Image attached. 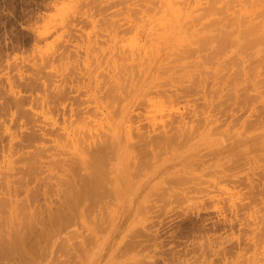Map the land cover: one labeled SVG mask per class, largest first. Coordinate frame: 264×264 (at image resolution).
Here are the masks:
<instances>
[{
	"label": "rangeland",
	"instance_id": "rangeland-1",
	"mask_svg": "<svg viewBox=\"0 0 264 264\" xmlns=\"http://www.w3.org/2000/svg\"><path fill=\"white\" fill-rule=\"evenodd\" d=\"M263 30L264 0H0V222L20 219L0 264H264ZM64 119L128 172L118 192L101 172L94 199L66 188L80 212L58 186L80 158Z\"/></svg>",
	"mask_w": 264,
	"mask_h": 264
},
{
	"label": "bare ground",
	"instance_id": "bare-ground-1",
	"mask_svg": "<svg viewBox=\"0 0 264 264\" xmlns=\"http://www.w3.org/2000/svg\"><path fill=\"white\" fill-rule=\"evenodd\" d=\"M249 30V29H248ZM264 31V30H263ZM247 32H249V31H246V33ZM248 35V34H247ZM223 36H226L227 37V34H225L224 35V33H223ZM262 36H264V34L262 35ZM225 39V38H224ZM228 39V38H227ZM262 39H263V37H262ZM220 40H223L222 38L220 39ZM264 41V40H263ZM249 42V41H248ZM251 42H249V44H250ZM161 51V50H160ZM159 51V52H160ZM162 52V51H161ZM157 53H158V51H157ZM163 53V52H162ZM132 55V54H131ZM162 55V54H161ZM160 56V55H159ZM158 56V57H159ZM154 58V57H153ZM152 63H154V62H152ZM156 63V62H155ZM150 65H151V62H150ZM99 66V65H98ZM97 66V67H98ZM154 66V65H153ZM152 66V67H153ZM68 67V66H67ZM154 68V67H153ZM144 69H146V67L144 68ZM148 69H149V67H148ZM148 69H147V71H148ZM151 70V69H150ZM146 71V70H145ZM153 71V70H152ZM72 72V71H71ZM150 73V72H149ZM154 73V72H153ZM149 75V74H148ZM151 76V75H150ZM150 78V77H149ZM146 80V79H145ZM144 80V81H145ZM149 81V80H148ZM149 83H150V81H149ZM149 85V84H148ZM148 85H146V86H148ZM154 85V84H153ZM89 86V85H88ZM142 86V85H141ZM145 86V88H147ZM149 88L151 87V85H149L148 86ZM153 87V86H152ZM144 88V89H145ZM148 89V88H147ZM112 91V90H111ZM140 91V90H139ZM142 92H144L143 94L144 95H146V90L145 91H142ZM105 93H106V90H105ZM114 94V93H113ZM95 96V95H94ZM111 96V95H110ZM108 97H109V95H108ZM113 100V99H112ZM122 111V110H121ZM122 113V112H121ZM76 114H78V111H74L71 107H70V115L69 116H71V115H74V118H75V116H76ZM208 117V116H207ZM207 117H206V119H207ZM73 120V119H72ZM73 122V121H72ZM71 122V119L70 120H68V122H66L65 121V119L63 120V123H62V129H63V135L64 136H60L58 139H61V138H65L66 140H69L70 141V143L72 144V145H74V147L73 148H75L74 150H78L79 151V154H80V158L79 157H76V156H74V154H76V151L74 152H72V157L71 156H69V157H66V158H64L62 161H64V164L62 165V167L59 169V173L60 174H58V176H57V178H62V179H64L63 180V182H61V185H58L59 186V188L60 187H63L64 189H63V191L67 188L69 191L71 190V192H72V194H76V196L80 193V192H86V191H88V192H86V194H89V192L91 193H94V194H96V193H99L98 191H95V188L98 190L99 189V185L100 184H98L100 181H101V178H102V176H101V172H104V170L105 169H102L101 167H102V165L103 166H105V164L107 163H105V161L106 160H104V157L106 156H103L104 155V153H103V148H104V145H103V142L102 141H100V140H98V136H96V135H93L92 133H90L89 131H90V129H89V133L87 132V133H85V132H83V130L84 129H78V130H80V131H77V129L75 130V127L73 126V129L71 128V126H72V123ZM121 122V121H120ZM122 123V122H121ZM116 124V123H115ZM165 124V123H164ZM71 125V126H70ZM115 126H118V125H115ZM165 127V126H164ZM116 128V127H115ZM138 128V127H137ZM183 128H185L184 126H183ZM182 127L180 128V129H182V131H186L185 129H183ZM165 129V128H164ZM115 131H116V129H114ZM153 130V129H152ZM178 131L177 132H172V133H170V135H169V133H166L165 132V130H164V132L167 134H164L162 137V139L159 137V136H161L160 134H162V133H159V136H157L158 134V132L154 135V136H156V137H158L159 139H154V138H152L151 137V135L150 134H148V133H146V134H144V133H142L141 131L140 132H136L137 133V135H138V137H139V139H138V137L136 138V139H138V140H136L137 142L136 143H138V141H142V143L141 144H138V146L140 145H142L140 148H142L144 145L145 146H149L150 147V151L152 152V154H154L155 153V151L153 152V150H154V148L155 147H157V146H159V145H161V144H166V143H169V141L171 142V141H173L175 138H178L179 137V135H183L184 134V132H180V130L179 129H177ZM82 131V132H81ZM85 131V130H84ZM161 131V130H160ZM162 132V131H161ZM169 132V131H168ZM171 132V131H170ZM179 133V134H178ZM121 134H119V136H120ZM119 136H118V139H119ZM127 137H128V135H126ZM178 136V137H177ZM115 137H116V135H115ZM126 138V137H125ZM118 139L116 138L114 141L116 142V140H117V142L115 143V145H116V147H115V149H116V153L118 152V154L119 153H121V152H119L120 151V149H122V145L124 146V144H121L119 141H118ZM122 139V138H121ZM127 139H129V138H127ZM57 140V139H56ZM177 139H175L174 141H176ZM178 140H180V139H178ZM177 140V141H178ZM125 140H123V141H121V142H124ZM127 141H129V140H127ZM130 142V141H129ZM132 142V141H131ZM112 143V142H111ZM128 143V142H127ZM126 143V144H127ZM140 143V142H139ZM113 145H114V143H112ZM111 144V145H112ZM132 144H134V143H132ZM80 145H81V147L82 148H84V147H86L87 148V150L90 152V153H92V155H93V157H94V160H89V158L86 156V154H84V155H82V153H80V150L82 151V149H81V147H80ZM114 145V146H115ZM128 145V144H127ZM113 146V147H114ZM134 146H136L135 144H134ZM137 146V147H138ZM144 146V147H145ZM163 146V145H162ZM125 147H127V146H125ZM105 148H106V146H105ZM112 148V147H111ZM133 148V147H132ZM146 148V147H145ZM144 148V149H145ZM125 149V148H124ZM124 149H123V151H124ZM143 149V148H142ZM158 150H160V149H158ZM192 150H193V148H192ZM126 151V150H125ZM135 151H137V150H135ZM114 153V152H113ZM126 153V152H125ZM125 153H121V156H122V158L124 157V155L123 154H125ZM158 153V152H157ZM79 154H77V155H79ZM143 154V153H142ZM159 154V153H158ZM158 154H157V156H158ZM190 154V153H189ZM120 155V154H119ZM144 155V158H145V154H143ZM114 156H118V155H115L114 154ZM126 156H128V154L126 155ZM184 156V155H183ZM134 157V156H133ZM106 158V157H105ZM120 158V157H119ZM118 158V159H119ZM138 158V157H137ZM136 158V159H137ZM139 158H141V157H139ZM67 159V160H66ZM117 159V158H116ZM179 159V158H178ZM183 159V158H182ZM128 160V159H127ZM138 160V159H137ZM140 160V159H139ZM116 161V160H115ZM119 161V160H118ZM185 161V160H184ZM122 162V161H121ZM129 163V162H128ZM110 164V163H109ZM121 165H123V164H119L118 162L115 164H111V166L108 168V171L106 172V170H105V172L106 173H114L113 174V176L110 178V180L113 178V181H114V184H112V186H111V189L113 190V191H115V192H118V190H121L120 188V180H123L124 178H123V175H124V173H123V169H125V168H122L121 167ZM126 165H128V164H126ZM126 165H124L125 167H126ZM123 166V167H124ZM162 166V165H161ZM181 166H182V164H181ZM120 167L122 168V169H120ZM163 168V167H162ZM180 168V167H179ZM177 169V168H176ZM120 170H123V171H120ZM126 170V169H125ZM129 170V169H128ZM150 170H151V168H150ZM165 170V172L167 171L166 169H164ZM82 171V172H81ZM120 171V172H119ZM81 172V173H80ZM124 172H126V171H124ZM163 172V169H157L156 171H154V173L152 174V175H148L147 177H146V179L148 180V179H150L151 177H154L155 175H158V174H160V173H162ZM168 172H169V170H168ZM127 174H128V172H126ZM125 173V174H126ZM163 175V174H162ZM35 176V175H34ZM56 175L54 174V177H55ZM61 176V177H60ZM84 177H85V179H84ZM145 177V176H144ZM86 178L88 179V180H86ZM83 179H84V181H87V182H84L83 181ZM98 179H100V180H98ZM59 180H61V179H59ZM125 180L127 181V178H125ZM151 180V179H150ZM149 180V181H150ZM39 181V180H38ZM112 181V180H111ZM60 182V181H59ZM145 182V181H144ZM149 183V182H148ZM147 183V184H148ZM142 184V183H141ZM150 184V183H149ZM104 185V184H103ZM103 185H102V188H104L103 187ZM105 185H107V184H105ZM108 186V185H107ZM146 186H148V185H146ZM55 187H57V186H55ZM144 188V187H143ZM105 189H107V188H105ZM108 189H109V187H108ZM129 189V188H128ZM55 190H57V189H55ZM59 190V189H58ZM100 190V189H99ZM125 190H126V188H125ZM66 191V190H65ZM68 191V192H69ZM109 191L111 192V190L109 189ZM152 191V190H151ZM67 192V191H66ZM67 192V193H68ZM124 192V191H123ZM140 192V191H139ZM65 193V192H64ZM66 193V194H67ZM90 194V196L91 197H93L94 195L93 194ZM69 194H70V192H69ZM68 194V195H69ZM72 194H70V195H72ZM81 194V193H80ZM141 194V193H140ZM82 195H83V193H82ZM85 195V194H84ZM93 195V196H92ZM99 194H97V195H95V196H98ZM125 195V194H124ZM72 196H74V195H72ZM80 196V195H79ZM88 196V195H87ZM126 196V195H125ZM66 197H68L67 195H66ZM82 197V196H81ZM80 197V198H81ZM86 197V196H85ZM70 198H71V196H70ZM77 198H79V197H77ZM77 198L74 196V197H72L71 199H69L70 200V203L68 204L67 202H64V204L65 203H67V204H65V205H68V207L69 208H71L72 210L73 209H75V208H77L76 206H78V204H79V202H78V204H77ZM79 198V199H80ZM84 197H82V199H83ZM6 199V198H5ZM93 199H94V197H93ZM133 199V198H132ZM1 201H0V203L1 204H3V203H7L5 200H4V198H3V200L5 201V202H3L2 201V198L0 199ZM68 200V198H67V201H69ZM84 200H87L86 198H84ZM84 200H83V202H84ZM79 201H81V199L79 200ZM131 201H133V200H131ZM27 202V201H26ZM83 202H82V205H83V207H81L82 209H84V205L85 204H83ZM11 203V202H10ZM10 203L8 202V204L10 205ZM19 203V202H18ZM22 203V202H21ZM81 203V202H80ZM121 203V202H120ZM123 203V202H122ZM121 203V204H122ZM0 204V205H1ZM8 204H5V206H3L2 205V208H7L6 207V205L8 206ZM25 204H27V203H25ZM63 204V209L61 210V211H63L65 208L67 209L68 207H66L65 205ZM70 204H72V205H70ZM70 205V206H69ZM86 205H87V203H86ZM9 207V206H8ZM20 207V206H19ZM24 207H26V205H24ZM29 207H32L31 205L29 206ZM80 207V206H79ZM0 208H1V206H0ZM4 208V209H5ZM14 208H16V207H14ZM68 208V210H70L71 211V209H69ZM4 209H2L1 211H4L5 212V210ZM9 209V208H8ZM8 209H7V213L9 214L10 212L8 211ZM11 209H12V206H11ZM17 210H18V208H16ZM15 209V210H16ZM22 209H23V206H22ZM67 210V211H68ZM76 210V209H75ZM78 211H79V209H77ZM76 210V211H77ZM12 211H14V209H12ZM19 211H20V208H19ZM22 211V210H21ZM23 211H25V209L23 210ZM23 211L22 212H17L16 214H20L21 216H23L24 215V213H23ZM28 211V210H27ZM26 211V212H27ZM61 211H60V214H61V216L62 215H64V214H66L65 212H67V211H63V213L64 214H62L61 213ZM70 211H68V212H70ZM75 211V212H76ZM67 212V214H70V213H68ZM73 212V211H72ZM80 212V211H79ZM5 214V213H3V214H5V216H4V218L6 217L7 218V216L6 215H8V214ZM23 213V214H22ZM35 213V212H34ZM82 213V212H81ZM80 213V214H81ZM26 214V213H25ZM30 214H32V215H35V214H33L32 212L30 213ZM30 214H28L29 216H30ZM74 214V213H73ZM76 214V213H75ZM17 215V216H18ZM19 215V216H20ZM27 215V214H26ZM26 215H24L23 217H24V219H26L25 218V216ZM30 216V217H33V218H35L34 216ZM57 215H59V214H57ZM10 216H11V213H10ZM10 216H8V217H10ZM12 216H13V214H12ZM12 216H11V218H12ZM51 216H53V215H50L49 216V218L48 219H51ZM60 215L59 216H57V217H61ZM64 216H66V215H64ZM75 216V215H74ZM40 217V216H39ZM57 217H55L54 216V219L55 218H57ZM3 218V219H4ZM10 218V222H11V220L12 219H14V218H16V216H15V214H14V217L11 219ZM17 218H19V217H17ZM16 218V222H17V220L19 221L20 219H17ZM29 218V217H28ZM32 218V219H33ZM66 218V217H65ZM67 218H68V216H67ZM66 218V219H67ZM2 219V221L0 222V224L1 223H3V221H4V225H5V222H6V226H9V224H7V221H8V223H9V220H8V218H7V220L6 219H4L3 220ZM22 219L23 218H21V221H22ZM30 220V222H32L33 220ZM37 219V218H36ZM36 219H35V221H36ZM15 220V219H14ZM13 220V221H14ZM57 221L58 220H60L59 218L58 219H56ZM119 220V219H118ZM12 221V222H13ZM21 221H20V223H21ZM29 221V220H28ZM28 221H27V225H28ZM51 221V220H50ZM25 223H26V221H24ZM24 222L23 223H21L22 225L24 224ZM30 222H29V224H30ZM34 222V221H33ZM32 222V223H33ZM52 223L54 222H56L55 220L53 221H51ZM65 223L67 222V221H64ZM63 222V223H64ZM14 223H15V221H14ZM52 223H50L51 224V226L50 227H52L53 225H52ZM13 224V223H12ZM21 224H20V226H21ZM57 224V223H56ZM116 223H114L113 225H115ZM3 224H2V227L4 226ZM15 225V224H14ZM26 224H24L23 226L25 227L26 226V228L24 229V227H22L24 230V232H26L27 230L26 229H28V226H27ZM33 225V224H32ZM31 225V226H32ZM19 226V227H20ZM56 226H58V225H56ZM61 227V226H60ZM15 229V228H14ZM16 229H17V227H16ZM33 229V228H32ZM114 229V228H113ZM6 230V229H5ZM9 230H11V229H9ZM12 231V230H11ZM19 231H21V229H19ZM22 231V232H23ZM17 232V231H16ZM23 232V233H24ZM28 232V231H27ZM21 233V232H20ZM29 233V232H28ZM22 234V233H21ZM21 234H19V235H21ZM25 234H27V233H24L23 235L24 236H27V235H25ZM7 235H9V234H7ZM155 235V234H154ZM1 236V235H0ZM23 236V237H24ZM153 236V235H152ZM6 237V236H5ZM29 237H31V236H29ZM33 237V236H32ZM1 238V237H0ZM14 238V237H13ZM36 239V238H35ZM109 239V238H108ZM8 240V238L5 240V242ZM15 241V238L14 239H12L11 240V242L12 241ZM23 240H25V239H23ZM38 240V239H37ZM3 241V239H1V242ZM19 242H20V240H18ZM18 241H16L15 242V244H18L19 242ZM35 241V240H34ZM4 242V241H3ZM21 242H23V241H21ZM28 242H32V241H28ZM36 242V241H35ZM115 242V241H114ZM7 243V242H6ZM8 243H10V241H8ZM7 243V244H8ZM106 243V242H105ZM1 245H5V243L3 244V243H0ZM6 244V245H7ZM10 244H12V243H10ZM24 244V243H23ZM34 244V243H33ZM36 244V243H35ZM29 245H31V244H29ZM37 245V244H36ZM113 245H114V243H112V245H111V247H113ZM2 246V247H3ZM8 246H9V244H8ZM8 246L6 247L7 249H8ZM12 246H14L15 247V245H14V242H13V245ZM11 245H10V247H12ZM26 246L28 247V244H26ZM117 246V245H116ZM116 246H115V248H116ZM120 246V245H119ZM1 247V246H0ZM0 248V249H3V248ZM5 247V246H4ZM9 247V248H10ZM17 247V246H16ZM16 247H15V250H13L12 248V250L13 251H16V250H18L19 252H21V247H19V249H18V247H17V249H16ZM35 247V246H34ZM33 247V245H32V247L30 246L29 247V249L31 248H34ZM24 248V247H23ZM36 248H37V246H36ZM115 248H114V250H115ZM7 249H3V250H0V257H1V259L3 258L2 256H5V255H8L10 252H9V250L7 251ZM10 249V250H11ZM26 249V248H25ZM28 249V248H27ZM27 249H26V251H27ZM119 249V248H118ZM4 250H5V253H7V252H9L8 254H5V253H3L4 252ZM23 250V249H22ZM120 250V249H119ZM15 252V253H19V252ZM32 251V250H31ZM29 252V251H28ZM34 253L33 254H35L36 252L35 251H33ZM38 253V252H37ZM113 253H114V251H113ZM26 254V253H25ZM28 254V253H27ZM29 254H30V252H29ZM28 254V255H29ZM32 254V253H31ZM12 255V251H11V254H10V256ZM15 255V254H14ZM16 255H18V254H16ZM36 255V254H35ZM19 256V258H20V255H18ZM21 256H22V254H21ZM27 256V255H26ZM39 256V255H38ZM42 256V255H41ZM40 256V257H41ZM95 256V255H94ZM6 257V256H5ZM15 257V256H14ZM23 257H24V255H23ZM31 257V256H30ZM42 258V257H41ZM40 258V259H41ZM5 259V258H4ZM7 259V258H6ZM14 259V258H13ZM15 259H17V258H15ZM15 259H14V261H15ZM20 260H22V261H24L23 260V258L22 259H20ZM27 260V259H26ZM25 260V261H26ZM35 260V259H34ZM17 261H19V260H17ZM21 262V261H20ZM28 262V261H27ZM87 262V261H86ZM25 263V262H24ZM31 263V262H30ZM36 263H37V261H36ZM39 263V262H38ZM27 264V263H26ZM28 264H29V262H28ZM40 264V263H39Z\"/></svg>",
	"mask_w": 264,
	"mask_h": 264
}]
</instances>
